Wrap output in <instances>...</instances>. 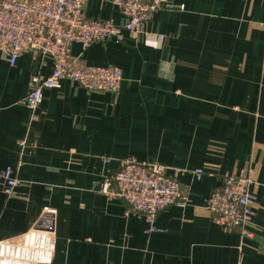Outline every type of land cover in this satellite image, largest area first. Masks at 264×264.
Masks as SVG:
<instances>
[{
    "label": "crops",
    "instance_id": "obj_1",
    "mask_svg": "<svg viewBox=\"0 0 264 264\" xmlns=\"http://www.w3.org/2000/svg\"><path fill=\"white\" fill-rule=\"evenodd\" d=\"M85 15L126 22L112 0H89ZM71 54L119 68L120 91L65 80L31 121V77L50 76L52 61L26 53L12 67L0 52V171L22 182L11 197L0 191V242L50 231L43 264H264V0H170L143 32ZM127 158L161 163L190 188L155 232L104 191ZM225 176L253 180L251 236L222 229L208 209Z\"/></svg>",
    "mask_w": 264,
    "mask_h": 264
},
{
    "label": "built area",
    "instance_id": "obj_2",
    "mask_svg": "<svg viewBox=\"0 0 264 264\" xmlns=\"http://www.w3.org/2000/svg\"><path fill=\"white\" fill-rule=\"evenodd\" d=\"M169 1L112 0L126 20L119 26L113 20L88 18L85 10L89 0H0V52L8 57L10 65L15 67L26 53L50 59L53 64L50 76L31 77L30 92L24 100L31 121L38 117L45 91L59 89L65 80L91 92L118 93L121 70L115 66L80 63L71 54L72 45L77 43L87 49L111 37H119L124 31L141 33L153 15L166 8ZM171 171L161 163L122 159L118 171L106 181L104 191L110 198L126 202L131 212L143 215L150 232H155L159 213L186 203L190 195V188L172 176ZM194 174L201 179L204 171L198 169ZM21 183L12 168L0 171V191L6 196L14 195ZM252 184L251 178L225 176L208 199L213 220L222 229L235 231L242 237L251 236L248 228L255 216L256 202L250 190ZM46 211L51 213L49 209ZM34 233L48 240L33 247ZM52 252V233L35 228L0 242V264H43Z\"/></svg>",
    "mask_w": 264,
    "mask_h": 264
},
{
    "label": "water",
    "instance_id": "obj_3",
    "mask_svg": "<svg viewBox=\"0 0 264 264\" xmlns=\"http://www.w3.org/2000/svg\"><path fill=\"white\" fill-rule=\"evenodd\" d=\"M40 228V227H39Z\"/></svg>",
    "mask_w": 264,
    "mask_h": 264
}]
</instances>
